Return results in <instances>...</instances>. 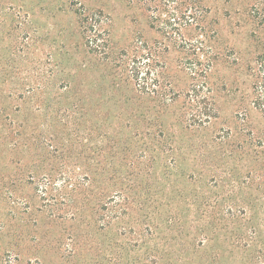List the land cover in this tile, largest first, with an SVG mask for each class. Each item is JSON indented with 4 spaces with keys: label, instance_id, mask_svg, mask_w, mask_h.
I'll use <instances>...</instances> for the list:
<instances>
[{
    "label": "rangeland",
    "instance_id": "obj_1",
    "mask_svg": "<svg viewBox=\"0 0 264 264\" xmlns=\"http://www.w3.org/2000/svg\"><path fill=\"white\" fill-rule=\"evenodd\" d=\"M80 12L101 19L112 57L123 49L138 53L145 42L153 47L166 65V82L176 90L189 88L192 69L199 75L206 70L219 117L186 133L185 140L210 141L229 131L221 153L235 150L232 166L237 169L240 157H247L255 169L263 162L238 146L250 133L264 140V115L251 104L247 72L264 53V0H0V264H114L116 244L127 247V236L118 235L121 231L113 225L101 230L96 210L116 188L127 190L134 200L135 220L131 222L132 213L127 218L137 231L143 224L136 218L143 220L160 200L167 219L177 216L182 222L185 216L191 219L183 212L185 205L170 210L166 204L192 203L195 194L205 201L214 192L222 193L219 199L227 203L236 199L222 187L211 190L210 165L201 163V172L194 170L196 177H189L197 162L191 148L178 151L182 166L176 164L184 168L183 175L174 174L177 166L173 172L165 170L171 155L164 156L161 149L137 160V146L129 156L120 147L111 158L116 151L102 138L110 135L105 132L109 127L120 128L121 142L123 133L134 135L125 127L129 124L153 134L161 121L174 129L182 119L183 99L166 108L142 97L127 72L119 74L114 64L88 53ZM131 98L142 113L136 121L135 108H119L117 101ZM80 105L91 115H84ZM148 114L151 121L143 119ZM102 145L108 154L104 159L98 155ZM215 148L207 144L204 151L211 160L221 154ZM116 168L125 171L119 178L112 175ZM86 169L94 173L92 184L79 187L68 200L72 191L65 174L76 179ZM233 171L225 170L229 185L239 179ZM45 173L52 176L49 185L42 181ZM243 178L238 182L245 191L238 199L258 198L257 183L246 189ZM169 181H176L175 189L186 198L165 189Z\"/></svg>",
    "mask_w": 264,
    "mask_h": 264
},
{
    "label": "trees",
    "instance_id": "obj_2",
    "mask_svg": "<svg viewBox=\"0 0 264 264\" xmlns=\"http://www.w3.org/2000/svg\"><path fill=\"white\" fill-rule=\"evenodd\" d=\"M79 14L88 53L103 57V61L114 64L119 74L127 72V78L133 82L135 91L140 96L159 102L166 108L174 106L180 99H183L182 119L174 129L168 128L166 121H161L157 133L153 134L145 131L143 127L136 128L137 126L128 123L129 126L125 127L133 130L134 135L130 137L123 133L122 136L125 137V141L121 142L120 128L109 127L112 131L108 129L105 132H111L108 133L110 135H105L102 138L112 144L111 150L116 151L111 158L118 156L116 154L120 147L125 151L126 156H129L133 148L137 146L136 149L140 152L137 160L140 157L146 158L147 155L154 152L158 153L159 151L160 153L161 149L164 156L165 154L167 157L171 155V161L166 162L164 166L165 170L173 172L170 170L177 166L178 170L174 174L183 175L184 168H181L182 163L177 160L178 151L191 148L192 152H196L195 160L197 162H194L193 167L188 168L193 171L189 177H196L194 170L199 171L197 168L201 163L210 165L214 174L210 177L212 186H214L211 187V190L215 187H222L223 191L229 190L236 198L233 203H227L219 199L222 193L217 195L214 192L215 197L213 199L207 197L204 201V197L195 194L192 203L191 201L180 200L173 204H166L170 210H176L185 205L183 212L190 213L191 219L188 220L185 216L182 222L177 216H171L170 219H167L166 207L160 200L153 211L143 215V220L136 218L135 222L143 224V229L137 231L135 226H129L130 220L127 218L132 213L131 222L135 220L136 216L133 213L135 210L132 205L134 200H130L131 195L127 190L114 189L107 194L105 202L96 210L99 212L98 221L101 230L106 231L113 225L121 231L118 235L127 236V247L116 244L119 249L114 252V264H264V140L260 137L255 138L250 133L249 137L243 143H239L238 146L243 150L248 148V152L253 153L257 160H263L259 169L253 168L250 161L246 159L247 157L238 159L239 165L236 169L232 166L234 160L231 158V156L236 155L235 150L229 155L221 153L226 140L230 137L229 131L227 136L216 134L210 141L191 142L189 144L185 140L186 133L191 130H202L210 126L212 121L219 117V109L212 94L213 89L205 77L206 70L202 71L203 75H199V71L195 68L192 69V81L189 88L181 91L176 90L171 81L166 82V65L159 60L156 50L148 43L145 42L138 48V53L133 55L123 49L118 56L112 57L113 52L109 47L106 30L103 28L101 19L97 20L93 15H84L83 12ZM247 72L250 81L251 104L255 110L264 115V53L257 55L255 60L248 65ZM69 81L73 82V80ZM139 99L140 97L137 98V101ZM117 101L121 103L119 108L122 104L135 108L134 120L136 121L137 117L140 119L142 113H139L134 99L131 98L126 101L118 99ZM79 107L84 110V115H91L87 106L80 105ZM143 119L151 121L152 117L148 114L143 116ZM106 129L107 127L103 130ZM122 131L123 129H121V133ZM177 132L183 134L177 135ZM151 136L154 140L159 139L160 144L155 146L150 139ZM114 143L116 146H113ZM207 144L211 148L219 149L221 154L217 159L211 160L205 155L204 151ZM101 147L98 155L104 159L103 157H107L108 154L104 145ZM149 159L153 161V159ZM100 163H103V160H100ZM176 163L181 166L179 167ZM119 164L118 161L116 165ZM216 164L219 165L217 168L214 167ZM132 165L131 162L129 166ZM230 168L234 170L232 176L239 178L238 180L243 178L242 171L246 173L245 178L241 181L242 184L246 185V189H252L253 185L257 183L260 196L250 201L247 197L243 200L238 199V195L244 193L245 188L239 187L238 180H233V185L227 183L225 170ZM110 172L109 169L104 171L106 174ZM122 172L116 168L112 175L119 178ZM80 174L82 177L76 179L72 173L65 174L68 176V179H65V184L70 186L72 191L68 199L70 201L73 200V193L77 192L79 187L92 184L91 175L94 174L92 171L86 169ZM204 174L201 176L203 177ZM41 178L45 185H49L52 181L50 174L45 173ZM164 187L165 189L176 190V181H169ZM176 191L180 197L186 198L183 193ZM202 207L204 210L199 213ZM82 210L83 213L84 209ZM73 213H77V211ZM108 261L111 262L112 260L108 259Z\"/></svg>",
    "mask_w": 264,
    "mask_h": 264
}]
</instances>
